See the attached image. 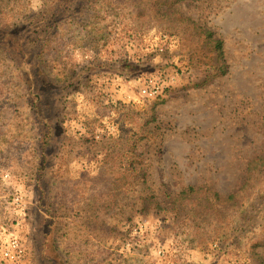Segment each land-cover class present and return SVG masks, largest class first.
<instances>
[{"label": "rangeland", "instance_id": "374dc122", "mask_svg": "<svg viewBox=\"0 0 264 264\" xmlns=\"http://www.w3.org/2000/svg\"><path fill=\"white\" fill-rule=\"evenodd\" d=\"M0 264H264V0H0Z\"/></svg>", "mask_w": 264, "mask_h": 264}, {"label": "built area", "instance_id": "2783aa9c", "mask_svg": "<svg viewBox=\"0 0 264 264\" xmlns=\"http://www.w3.org/2000/svg\"><path fill=\"white\" fill-rule=\"evenodd\" d=\"M13 249L4 250V258L9 261H17L22 254V249L18 239H13L12 242Z\"/></svg>", "mask_w": 264, "mask_h": 264}, {"label": "trees", "instance_id": "16d2710c", "mask_svg": "<svg viewBox=\"0 0 264 264\" xmlns=\"http://www.w3.org/2000/svg\"><path fill=\"white\" fill-rule=\"evenodd\" d=\"M177 1V0H174ZM207 37L210 38L213 48L216 51L217 60L222 61L224 56V43L221 39L213 38V33L210 31H207ZM35 75V74H34Z\"/></svg>", "mask_w": 264, "mask_h": 264}]
</instances>
